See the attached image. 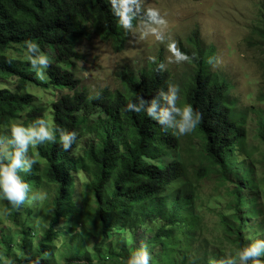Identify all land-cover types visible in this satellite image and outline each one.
<instances>
[{
    "label": "trees",
    "instance_id": "trees-1",
    "mask_svg": "<svg viewBox=\"0 0 264 264\" xmlns=\"http://www.w3.org/2000/svg\"><path fill=\"white\" fill-rule=\"evenodd\" d=\"M116 7H119V0ZM129 7L131 27L124 28L118 23L112 0H0V53H3L0 78L18 79L15 92L0 88V127L8 128L23 113L27 114L25 118L29 123L49 113L55 136L54 141L35 146L36 163L30 171L19 173L30 187L38 180L54 186L49 227L37 239L31 256L25 258L26 247L21 245L24 257L12 264H54L52 242L61 232L51 227L60 219H73L88 212H91L101 241L93 247L96 257L101 258L98 254L101 243L112 232H129L122 246L113 250L116 253L107 252L102 258L115 264L127 261L133 252L140 250L132 233L143 228L145 223L161 220L165 225L141 246L149 251L159 243L163 248L162 256L156 253L148 264L185 263L184 254L182 258H175L173 247L178 245L175 235L179 230L186 242L192 238L189 230L184 231L180 218L194 195L183 189L171 196H162L166 186L182 177L183 169L179 161L162 163V157L175 146L176 138L168 130L167 123H160L147 114L153 99L157 101V114L167 106L161 99V92L167 93L172 79L164 68L163 59L159 58L137 73L121 72V89H104L93 96L72 71L82 59L77 49L80 42L98 34L102 40L112 43L115 52H120L130 29L139 22H152L139 0H129ZM261 8L262 19L255 30L259 41L264 43V4ZM26 40L38 43L42 53L54 55V62L47 65L48 78L44 81L16 67L15 60L4 54L11 49L26 50ZM193 42L195 50L187 52L193 72L185 88V102L199 115L194 130L201 140L205 161L220 174L223 182L231 185L228 195L233 213L230 217L224 216L221 223L238 252L251 244L254 237L264 235V208L260 203L264 198V180L259 181L252 163L241 158L246 152L245 120L237 112L238 101L231 95V85L210 69L214 48L209 51L200 41ZM35 85L53 94L56 89L68 93L54 100L51 107L44 106L40 104L42 99L29 91ZM130 103L137 105L139 112L129 108ZM63 131L76 132L67 150L59 142ZM85 135L91 137V142L80 155H75L76 142ZM258 135L264 147V115ZM80 176L90 178L85 193L89 194L88 202L92 200L94 208L85 205L84 210L77 209L75 185ZM0 200L5 214L12 221L18 219L25 200L18 207H13L2 196ZM26 215L30 216L31 212L28 210ZM244 236L248 237L244 240ZM258 259L264 260V255ZM77 260L71 255L64 264H76ZM210 262L217 264L213 256L206 264ZM84 264L102 263L93 259Z\"/></svg>",
    "mask_w": 264,
    "mask_h": 264
},
{
    "label": "rangeland",
    "instance_id": "rangeland-1",
    "mask_svg": "<svg viewBox=\"0 0 264 264\" xmlns=\"http://www.w3.org/2000/svg\"><path fill=\"white\" fill-rule=\"evenodd\" d=\"M140 6L148 12L153 9L163 23L157 24L139 22L130 29V35L125 47L115 52L111 42L101 39L94 34L91 40H84L77 46L82 59L72 70L81 81V85L90 95H97L104 89L111 91L121 89V72L137 73L149 68L159 58L164 61V68L170 74L172 84L179 85L178 106L185 102V88L188 84L193 68L187 60L177 61L169 50V44L187 55L195 50V40L200 41L209 51L214 48V61L210 69L224 78L231 85V95L238 101L237 112L244 116L247 139L246 152L241 158L251 162L257 179L264 180V147L259 140L260 120L264 115V43L259 41L255 28L262 19L264 0H139ZM155 29V31H152ZM15 60V65L25 72H32L37 77L38 71L48 78L47 67L32 65L27 58L25 49H11L4 53ZM3 53H0V56ZM49 63L54 62V55L49 54ZM67 68V65H63ZM69 70L71 68L68 67ZM38 78V77H37ZM39 79V78H38ZM41 80V79H40ZM18 79L0 78V88H8L15 92ZM29 91L37 98H41V105L51 107L54 100L68 93L67 90L56 89L55 93L45 91L41 87L31 86ZM53 94V95H52ZM26 113L12 123L22 122L27 126ZM43 118L52 126L49 113ZM11 123V124H12ZM8 128L0 127V134H8ZM173 134V129L168 128ZM176 138L175 146L162 157L164 165L173 160L182 165L183 175L177 181L166 186L162 196H171L177 190L188 189L194 195L192 203L186 209L183 217L184 231L189 230L192 238L187 240L182 231L175 235L178 245L173 247L175 258L185 255L184 264H206L207 259L214 257L217 264H226L227 260L236 256L237 251L232 238L227 237L221 220L233 213L230 194L231 185L222 181L219 173L213 171L203 156L201 140L193 130L184 135L173 134ZM91 142V137L82 136L76 142L75 155ZM44 143V142H43ZM29 155L36 160L35 146L30 147ZM77 209L84 210L85 205L94 208L92 200L88 202L89 194L85 191L90 182L89 177L80 176L76 180ZM39 193L38 198L31 199ZM53 185L38 180L29 188L24 205L19 209V217L12 221L5 214L0 200V264H12L24 257L19 248L25 245L28 258L33 251L38 238L49 227L50 203L54 198ZM81 194H86L83 197ZM264 208V198L260 200ZM31 212L28 216L26 213ZM164 221L145 223L143 228L136 229V247L141 246L154 237L155 233L164 226ZM147 227V228H146ZM29 228V229H28ZM53 231L61 232L53 242L54 264H64L72 255L78 260L76 264L93 259H99L102 264H115L106 261L105 253H114L122 246L123 239L129 237V232H112L111 236L101 243L99 255L95 256L93 247L98 245L100 236L95 222H92L91 212L78 215L77 218L60 219L51 227ZM165 230L166 227H163ZM248 236H244V240ZM254 237V235H252ZM264 240V235L254 237L252 243ZM188 244V245H187ZM163 248L159 243L149 251V261L156 253L162 256ZM116 253V252H115ZM128 258H126L127 260ZM123 261L121 264H126ZM209 264V263H208ZM211 264V262H210Z\"/></svg>",
    "mask_w": 264,
    "mask_h": 264
},
{
    "label": "clouds",
    "instance_id": "clouds-1",
    "mask_svg": "<svg viewBox=\"0 0 264 264\" xmlns=\"http://www.w3.org/2000/svg\"><path fill=\"white\" fill-rule=\"evenodd\" d=\"M113 11L119 17L118 23L124 28L131 27L132 15L129 7V0H119V7H116L117 0H112ZM148 18L154 23H163V20L157 19L158 13L148 10ZM155 31V29H152ZM27 58L32 65L39 64L47 66L50 58L47 54L40 51L39 44L34 40L24 41ZM169 50L176 57L177 61L187 60L188 56L181 52L176 44L170 43ZM36 52L35 56L31 53ZM37 77L45 79L38 71ZM179 85L169 84L167 93L161 92V99L166 102V107L162 108L159 114L156 113L157 101L153 99L147 108V114L158 120L160 123H167L173 129V134L184 135L192 132L198 124L199 115L193 111L190 103H183L178 106ZM144 103L143 100L140 101ZM129 108H134L139 112V107L129 104ZM8 134H0V196L8 200L13 207H18L25 200L29 184L22 179L20 172H28L36 163L35 158L29 155L30 147L41 145L42 142H52L55 139L53 127L49 121L43 117H37L33 122L25 126L22 122L12 123L9 126ZM76 136V132L63 131L60 135L59 142L64 150H67ZM39 197V193L35 198ZM264 255V240H257L248 246L240 249L236 256L227 260L226 264H264V260L258 259ZM149 257L146 248L139 252H133L126 264H148Z\"/></svg>",
    "mask_w": 264,
    "mask_h": 264
}]
</instances>
